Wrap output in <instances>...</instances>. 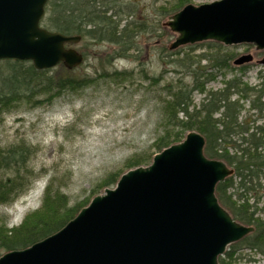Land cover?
Instances as JSON below:
<instances>
[{
  "label": "water",
  "instance_id": "1",
  "mask_svg": "<svg viewBox=\"0 0 264 264\" xmlns=\"http://www.w3.org/2000/svg\"><path fill=\"white\" fill-rule=\"evenodd\" d=\"M49 0H0V61H31L37 70L79 67L80 36L41 26ZM176 50L217 42L264 50V0L188 4L164 23ZM252 54L233 64L252 63ZM264 68V57L256 61ZM205 137L190 131L154 155L147 166L121 175L61 230L34 245L10 251L0 264H220L228 248L254 233L236 221L216 194L235 170L205 155Z\"/></svg>",
  "mask_w": 264,
  "mask_h": 264
},
{
  "label": "trees",
  "instance_id": "2",
  "mask_svg": "<svg viewBox=\"0 0 264 264\" xmlns=\"http://www.w3.org/2000/svg\"><path fill=\"white\" fill-rule=\"evenodd\" d=\"M97 4L96 0H49L41 26L65 36H80L81 41L90 38L117 44L122 51L129 52L142 25L129 23L120 28L122 20L117 18L120 14L115 6ZM188 4L189 0H178L167 12L175 14ZM207 45L209 50L214 47V52L201 56L197 66H192L190 59H179L192 81L189 85L167 86V96L161 101L162 134L154 142L153 152L133 156L126 168L149 165L156 153L181 142L190 131L202 134L206 140L205 155L222 160L235 170L232 177L216 188L221 205L236 221L255 228L253 234L232 244L219 258L220 264H233L240 258L241 250L264 256V220L259 217V213L264 212L259 208L264 189L261 181L264 177V126H259V112L264 113V70L258 75L260 85L251 86L242 80L248 67L234 66L235 55L229 49L218 44ZM203 60L205 65H201ZM2 62L6 63V72L0 70V114L18 102H52L66 91L77 92L94 82L90 78L73 77L72 70L63 64L58 65L62 74L54 76L50 73L55 68L37 70L25 61L7 59ZM237 71L241 75L225 79L221 89L207 88L219 74L226 78ZM140 72L144 80L159 84V78L149 77L144 70ZM132 75L133 72L117 70L105 74L118 81ZM195 93L203 96L199 105L195 104ZM243 112L246 115L242 116ZM33 154V149L23 143L0 149V206L12 205L30 189L35 179L29 167ZM121 175L122 171L110 174L101 187L115 185ZM88 204L89 201H85L70 207L67 196L50 183L40 208L28 214L20 225L8 227L7 220L1 222L3 219H0V257L10 251L26 249L58 232Z\"/></svg>",
  "mask_w": 264,
  "mask_h": 264
},
{
  "label": "rangeland",
  "instance_id": "3",
  "mask_svg": "<svg viewBox=\"0 0 264 264\" xmlns=\"http://www.w3.org/2000/svg\"><path fill=\"white\" fill-rule=\"evenodd\" d=\"M96 1L98 6L102 2L115 6L120 14L117 18L122 20L120 28L129 23L142 28L138 29L129 52L122 51L120 45L90 38L72 45L84 56V62L71 74L92 79L94 82L89 86L77 92L66 91L52 102L21 101L0 114V149L23 143L34 151L29 161L35 174L30 189L12 205L0 206V215L4 216L1 222L7 220L8 227L20 225L28 214L40 208L50 183L67 196L70 207L90 203L105 189L115 187H101L110 174L122 171L123 175L128 171L126 163L130 158L153 152L152 146L162 134L161 101L167 96V86L189 85L192 81L179 59H190L195 67L201 56L214 52V47L209 50L207 44H218L229 49L235 55L234 60L252 54L254 61L244 65L248 70L242 80L251 86L261 83L258 75L264 68L256 61L264 57V50L255 52L253 45L227 47L208 41L170 50L176 35L164 23L174 15L167 10L178 0ZM213 1L189 0V4L198 6ZM175 52L179 53L172 54ZM5 64L0 63L3 73ZM205 64L203 60L201 65ZM60 68L56 66L50 75L62 74ZM116 70L133 75L125 81L105 76ZM141 70L149 77L159 78V84L144 80ZM240 75L239 71L226 78L219 74L207 88L217 91L224 87L225 79ZM202 98L195 93V104L199 105ZM263 115L259 112V126H264ZM263 207L264 189L259 201V208ZM259 217L264 220V213H259ZM238 255L240 258L233 264H264V256L258 252L241 250Z\"/></svg>",
  "mask_w": 264,
  "mask_h": 264
},
{
  "label": "flooded vegetation",
  "instance_id": "4",
  "mask_svg": "<svg viewBox=\"0 0 264 264\" xmlns=\"http://www.w3.org/2000/svg\"><path fill=\"white\" fill-rule=\"evenodd\" d=\"M261 181H264V177L262 178V180ZM263 184V183H262ZM262 210L264 209V207L263 208H261ZM262 213H264V212H262Z\"/></svg>",
  "mask_w": 264,
  "mask_h": 264
}]
</instances>
